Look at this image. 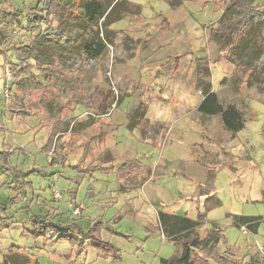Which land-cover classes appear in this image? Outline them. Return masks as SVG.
<instances>
[{
    "label": "rangeland",
    "instance_id": "374dc122",
    "mask_svg": "<svg viewBox=\"0 0 264 264\" xmlns=\"http://www.w3.org/2000/svg\"><path fill=\"white\" fill-rule=\"evenodd\" d=\"M127 1L132 13L107 36L102 22L79 29L86 41L98 33L106 38L102 56L42 39L52 65L41 70L30 60L33 74L27 75L11 65L19 63L17 51L47 29L32 21L40 15L39 0H0V154L6 146L18 151L0 158V264L14 247L31 264H162L178 248L162 240L161 211L193 220L207 213L201 234L217 224L226 237L223 251L233 249L241 264H264V223L257 234L234 225L236 216L264 218V69H250L252 43L264 37V28L255 29L238 54L231 28L226 42L210 39L235 17L226 12L231 0H192L178 8L166 0ZM253 8L264 11V0ZM207 84L225 108L243 112L244 130L236 136L219 116L199 113ZM140 106L146 119L130 129L128 116ZM60 115L71 126L47 152ZM104 123L118 130L88 151L77 171L84 147L95 145ZM54 151L66 161L51 167ZM127 160L136 163L123 170L132 173L128 184L119 175ZM33 215L61 225L51 232L55 238L33 236ZM71 226L84 232H74L86 239L81 255L66 238Z\"/></svg>",
    "mask_w": 264,
    "mask_h": 264
},
{
    "label": "trees",
    "instance_id": "16d2710c",
    "mask_svg": "<svg viewBox=\"0 0 264 264\" xmlns=\"http://www.w3.org/2000/svg\"><path fill=\"white\" fill-rule=\"evenodd\" d=\"M166 1L172 8H178L183 2L192 0ZM254 1L231 0L226 8V12L235 14V17L231 23L225 25L221 30L211 32L210 39L212 40L219 35L220 40L225 41L226 38H223V35L227 29L231 28L229 38L231 46L234 50L238 51V54L245 50L248 44L253 41L254 30L264 28V11L253 8ZM129 4L127 0H39L36 11L40 15H34L32 21L39 28L45 26L47 29H41L39 35L36 36L30 46L17 51L16 56L19 63L12 64V70L18 74H33V67L29 64L30 60H33L35 67L41 70H43L42 66L44 65H52V63L50 64L47 61V57L43 52L42 39L50 41L58 49L80 48L91 56H102L106 50V38H102L100 33H98L96 39L86 41L84 33H79V29L102 22L103 35L107 36L111 32V26L122 20L126 14L132 13ZM10 16L14 17V15ZM0 24L2 23L0 22ZM254 41L255 43H252L254 58L250 69L253 72L256 70V73L261 74V71L264 69V37L257 35ZM207 65L208 63L205 61L198 67L197 75L199 78L205 75ZM51 69L52 67L47 70L50 71V75H53L55 71H51ZM26 71L28 73H25ZM202 94L203 100L198 106L199 113L208 117L219 116L223 129L229 132L231 136H236L244 130L245 117L242 111L235 105L225 108L220 103L217 93L211 90L209 84L205 85L202 89ZM128 119L129 128L138 129L141 126L142 120L146 119V112L140 106L132 115L128 116ZM70 126L71 122L61 115L55 119L50 127L44 150L47 152L51 151L56 137L65 133ZM116 130H118L117 125L102 124L99 137L95 138V145L87 143L84 147V156L80 159L79 167H76L77 171H79L81 165H84L89 160L90 154L88 156L87 152L97 146L102 147L106 145L108 139L111 138ZM17 153V149L6 146L5 151L0 154V158L2 155L10 157ZM53 153L55 154V151ZM65 161L66 155L62 152L57 153L52 157L49 166L55 167ZM135 164V162L127 160L119 171L120 178L128 177L127 184L132 173L128 172L129 176H125L123 170ZM15 173L18 177L20 171H16L15 169ZM31 221L34 237L55 238V236L51 235V232H57L55 230H58L59 225L44 219L41 215H33ZM206 221L207 213L201 211L198 212V217L195 220L187 215L181 216L163 211L158 212V223L161 231L178 248L177 255L170 260H163L162 264H241L233 249L223 251L222 246L226 244V237L223 234V230L217 224H214L212 229L205 230L201 234V229L206 224ZM263 223L264 218L262 217L236 216L234 220V225L237 228L246 227L252 234H257L258 229ZM69 228L73 231L66 238L68 237L70 242L77 247V251L81 255L86 239L82 241L79 236L75 238L74 232L78 235H83L84 232L79 231L78 228L73 226ZM97 242L100 244L98 247L109 248V245H105L102 240H97ZM31 261L33 262V260L27 257L25 252L14 247L2 264H31Z\"/></svg>",
    "mask_w": 264,
    "mask_h": 264
},
{
    "label": "built area",
    "instance_id": "2783aa9c",
    "mask_svg": "<svg viewBox=\"0 0 264 264\" xmlns=\"http://www.w3.org/2000/svg\"><path fill=\"white\" fill-rule=\"evenodd\" d=\"M76 214L80 213L81 212V208L78 207L75 211H74ZM242 230H243V233L247 234L248 231L246 230L245 227H242ZM162 240H167L166 236L163 234L162 235Z\"/></svg>",
    "mask_w": 264,
    "mask_h": 264
},
{
    "label": "crops",
    "instance_id": "0c3cea01",
    "mask_svg": "<svg viewBox=\"0 0 264 264\" xmlns=\"http://www.w3.org/2000/svg\"><path fill=\"white\" fill-rule=\"evenodd\" d=\"M203 115V114H202ZM203 116H205V115H203ZM205 117H208V116H205ZM218 117V116H217Z\"/></svg>",
    "mask_w": 264,
    "mask_h": 264
}]
</instances>
